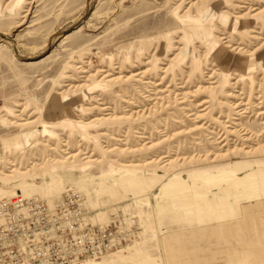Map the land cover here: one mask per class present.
<instances>
[{
    "label": "rangeland",
    "instance_id": "1",
    "mask_svg": "<svg viewBox=\"0 0 264 264\" xmlns=\"http://www.w3.org/2000/svg\"><path fill=\"white\" fill-rule=\"evenodd\" d=\"M201 2L0 0V186L56 178L34 196L132 233L81 262L264 264V0L202 21L211 52L178 17Z\"/></svg>",
    "mask_w": 264,
    "mask_h": 264
},
{
    "label": "built area",
    "instance_id": "2",
    "mask_svg": "<svg viewBox=\"0 0 264 264\" xmlns=\"http://www.w3.org/2000/svg\"><path fill=\"white\" fill-rule=\"evenodd\" d=\"M93 218L85 195L73 188L49 201L22 193L2 198L0 264H68L101 257L132 240L116 217L102 223Z\"/></svg>",
    "mask_w": 264,
    "mask_h": 264
},
{
    "label": "bare ground",
    "instance_id": "3",
    "mask_svg": "<svg viewBox=\"0 0 264 264\" xmlns=\"http://www.w3.org/2000/svg\"><path fill=\"white\" fill-rule=\"evenodd\" d=\"M223 1H230V0H202L200 5H197V8L195 10H193V11L192 10H189V11L185 10V12H183V14L178 16L183 24L191 23V26L193 25V27H195V29H193V30H195V32H197L198 37L203 41L208 52H211L212 50L217 49L216 47L218 46L220 38L215 37L212 28L210 26H206V25L207 24L210 25V23H212L215 19H219V21H221L224 24L231 23V21H235L234 19H232L228 15H226V13H227L226 11H220V8H221L220 6H221V4H223L222 3ZM194 4H195V2L192 3L191 5H194ZM263 10H264V8L257 10V12L254 13L252 16H257L258 14H261L263 12ZM231 16L236 19V18L242 17L243 15L239 14V15L234 16L233 14H231ZM202 21H204V23H207V24L206 25L204 24V26H202V24H201V26H200V23ZM165 41H167V40H165ZM229 46L231 47V45H229ZM166 47L167 48L169 47L168 43H166ZM164 49H165V46H164ZM239 49H243V48L240 47ZM214 52H216L215 55L218 57H221L223 54L221 49L219 51L217 50ZM84 84H82V85H84ZM78 86H81V85H78ZM41 176H42V174H41ZM9 181H11V179H8L6 182L8 183ZM57 181L58 180H56V178L55 179H52V178L51 179H45V178L41 177V180L38 182L28 181V182L21 184V185H17V184L12 185L11 187H9V189L3 188L0 186V199L5 198V197H12L15 194H17L18 192L25 195L22 191L26 192V190H29V194L39 195L42 197L50 198L52 196V190H53L52 188L55 186ZM17 186H18V188H17ZM134 189H136V188H134ZM97 215L98 214H95L94 216H97ZM129 245L130 244H128L127 246H129ZM121 250H123V249L107 253L101 257L102 258L109 257V256L113 255L111 253L119 252ZM101 257H99V258H101ZM95 259L96 258H92V257L84 258V259H80L78 261L71 262L68 264H91L88 262H81V261H87V260L93 261Z\"/></svg>",
    "mask_w": 264,
    "mask_h": 264
},
{
    "label": "crops",
    "instance_id": "4",
    "mask_svg": "<svg viewBox=\"0 0 264 264\" xmlns=\"http://www.w3.org/2000/svg\"><path fill=\"white\" fill-rule=\"evenodd\" d=\"M99 215V214H98Z\"/></svg>",
    "mask_w": 264,
    "mask_h": 264
}]
</instances>
